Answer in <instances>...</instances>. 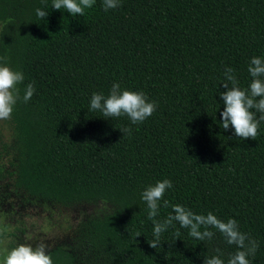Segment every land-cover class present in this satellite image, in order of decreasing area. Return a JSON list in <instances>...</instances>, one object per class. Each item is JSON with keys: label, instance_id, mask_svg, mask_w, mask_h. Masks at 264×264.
Returning <instances> with one entry per match:
<instances>
[{"label": "trees", "instance_id": "trees-1", "mask_svg": "<svg viewBox=\"0 0 264 264\" xmlns=\"http://www.w3.org/2000/svg\"><path fill=\"white\" fill-rule=\"evenodd\" d=\"M51 5L0 0V56L24 76L0 140V179L43 202L106 206L78 223L72 244L48 251L53 264H203L212 255L226 264L238 249L211 227L212 239L199 241L173 221L149 247L141 193L164 179L172 187L156 219L175 204L235 219L259 244L250 264H264V121L255 140H241L220 117L225 69L248 89L251 58L264 59V0H119L107 11L95 0L83 16ZM113 83L143 92L155 112L132 124L90 110L92 94L107 96Z\"/></svg>", "mask_w": 264, "mask_h": 264}, {"label": "clouds", "instance_id": "clouds-1", "mask_svg": "<svg viewBox=\"0 0 264 264\" xmlns=\"http://www.w3.org/2000/svg\"><path fill=\"white\" fill-rule=\"evenodd\" d=\"M95 0H52L51 8L56 10L66 9L68 14L83 16L85 9L91 8ZM105 11L119 6V0H103ZM37 17L44 19L48 12L37 8ZM252 77L248 89L241 90L231 67L225 69V80L231 82L223 83L226 91L220 93L223 100V111L220 113L222 128L227 130L232 127L234 135L241 140H255L258 135L260 121H264V59L252 57L248 67ZM24 79L23 73L15 71L7 66V58L0 56V120L11 118L13 108L20 99V89L17 87ZM35 89L33 84H28L24 90L23 100H30ZM259 98V99H257ZM156 103L149 102L143 92L122 89L119 84L113 83L110 93L105 96L93 93L90 99V110H99L104 117H120L126 115L132 124H138L150 117L156 110ZM255 109L260 113L259 119L251 111ZM122 133H131L130 128L120 130ZM172 187L168 179L157 181L154 185L147 186L141 193V199L146 203L148 219L153 222L154 239L148 242L149 247L156 249L160 245L161 233L172 226L173 221L179 223L181 228H188V235L199 241L211 240L213 232L209 227L217 229L226 239L229 245H235L237 251L229 256L226 264H250L248 256H255L259 248L256 240L238 229L235 219L223 222L209 212L207 215H197L186 207L172 205L174 214L160 221L156 219L159 214V202L162 200L167 189ZM164 207L169 206V201L163 200ZM203 228V230H201ZM180 235L179 231L176 233ZM140 236L137 233L136 237ZM247 241V243H246ZM219 252V249L216 250ZM0 264H53L48 254V244L45 241L35 246L28 243H18L11 249L0 247ZM203 264H225L219 255L205 256Z\"/></svg>", "mask_w": 264, "mask_h": 264}, {"label": "rangeland", "instance_id": "rangeland-1", "mask_svg": "<svg viewBox=\"0 0 264 264\" xmlns=\"http://www.w3.org/2000/svg\"><path fill=\"white\" fill-rule=\"evenodd\" d=\"M7 120H0V140H7ZM106 208L100 203L64 207L43 202L16 190L7 178L0 179V247L11 249L18 243L35 246L41 241L48 251L74 242L78 223L89 214Z\"/></svg>", "mask_w": 264, "mask_h": 264}]
</instances>
